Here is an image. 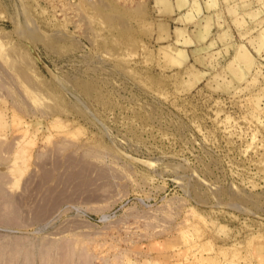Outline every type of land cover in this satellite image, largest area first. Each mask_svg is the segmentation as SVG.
Returning a JSON list of instances; mask_svg holds the SVG:
<instances>
[{
    "label": "rangeland",
    "instance_id": "rangeland-1",
    "mask_svg": "<svg viewBox=\"0 0 264 264\" xmlns=\"http://www.w3.org/2000/svg\"><path fill=\"white\" fill-rule=\"evenodd\" d=\"M0 184V264H264V0H0Z\"/></svg>",
    "mask_w": 264,
    "mask_h": 264
},
{
    "label": "bare ground",
    "instance_id": "bare-ground-1",
    "mask_svg": "<svg viewBox=\"0 0 264 264\" xmlns=\"http://www.w3.org/2000/svg\"><path fill=\"white\" fill-rule=\"evenodd\" d=\"M240 56H241L242 59H246L247 56H248L247 51H246V50L242 51ZM0 185H1V184H0ZM3 186L6 187V185H3ZM3 186H2V187H3ZM2 187H1V189H2ZM1 189H0V192L3 190V189H2V190H1ZM5 189L7 190V188H5ZM5 189H4L3 191H5ZM8 191H9V189H8ZM8 191H6V192L8 193ZM10 192H11V191H9V194H10ZM0 194H2V193H0ZM3 194H4V192H3ZM4 195H5V194H4ZM1 196H2V195H0V198H1ZM8 196L10 197V195H8ZM5 197H6V196H5ZM5 197H3V198H4V199H7V198H5ZM13 198H14V197H13ZM13 198H12V195H11V198H10V199H11V201L13 202V205H11L12 203H11L10 199H9V202H10L11 204L8 203V202H6V201H8V199L5 200V204H6V206H8L7 203L10 204L11 206H14V203H15V202H14V199H13ZM12 199H13V200H12ZM3 201H4V200H3ZM1 203H2V204L0 205V210H1V207H4V206H5V204H4L3 202H1ZM3 204H4V205H3ZM2 205H3V206H2ZM6 206H5V208H6ZM6 210L8 211V207H7ZM13 210H14V208L12 209V211H13ZM1 211H3V208H2ZM1 211H0V212H1ZM4 213H5V211H4ZM4 213H1V214H4ZM6 213H7V212H6ZM9 213H12V212H9ZM13 213H14V212H13ZM15 214H16V213H15ZM7 215H9V214L7 213L6 216H7ZM13 215H14V214H13ZM2 216H3V215H2ZM9 216H11V215H9ZM0 217H1V215H0ZM15 218H16V217H15ZM13 219H14V217H13ZM13 239H14V238H13ZM20 239H21V238H20ZM20 239H19V241H20ZM10 240H11V239H10ZM10 240H9V242H10ZM14 240H15V242H16V239H14ZM14 240H13V241H14ZM17 240H18V239H17ZM21 240H24V239H21ZM19 241H17V242H19ZM7 242H8V241H7ZM9 242H8V243H9ZM11 242H12V240H11ZM11 242H10V243H11ZM25 242H26V240H25ZM20 243H21V241H20ZM28 243H29V242H28ZM4 244L6 245L7 243L4 242ZM13 244H14V243H13ZM16 244H17V243H16ZM26 244H27V242H26ZM26 244H25L24 246H26ZM1 245H3V244H1ZM1 245H0V246H1ZM9 245H10V244H9ZM11 245H12V244H11ZM11 245H10V248H11ZM18 245H19V243H18ZM12 246H14V245H12ZM22 246H23V244L20 245L21 249H24V250H25L26 247H24V246L22 247ZM14 247H15V250H16V251H15L13 248H11V251H10V252H12V249H13L14 252H17V250H18V252H19V256L15 255V254L13 253L15 256H12V259L17 258V257H20V255H22V254H24V256H26V255L29 256V255L27 254V252H29V251H26V253H25V252L22 253L23 251L21 252V249L19 250V248L16 249V246H14ZM29 247H30V246H29ZM10 248H9V250H10ZM27 248H28V246H27ZM1 249H3V246H2ZM1 249H0V250H1ZM32 249H34V248H32ZM26 250H28V249H26ZM44 250H45V249H43L42 252H44ZM3 251H4V250H3ZM46 251H47V250H46ZM46 251H45V252H46ZM5 252L9 253L6 249H5ZM5 252H4V253H5ZM18 252H17L16 254H18ZM20 252H21V254H20ZM30 252H31V250H30ZM48 252H49V251H48ZM4 253H2L1 256H2ZM49 253H51V252H49ZM49 253H46L45 255H43V253H42V257H43V256H44V257H45V256H46V257H49V256H53V257H55L54 255L49 254ZM13 254H12V255H13ZM47 254H49V256H47ZM7 255H8V254H6L5 256H7ZM5 256H3V257H2L3 259L0 260V261H3ZM30 256L33 257L31 254H30ZM9 257H10V256L5 257V258L8 259ZM13 257H14V258H13ZM44 257H43V258H44ZM53 257H50V258L53 259ZM22 258H23V256H22ZM24 258H25V257H24ZM24 258H23V260H22L23 263H25L26 261H29V259L33 262V259H31L30 257L28 258V260H25ZM33 258H34V257H33ZM50 258H48V259L50 260ZM18 259H20V258H18ZM45 259H46V258H45ZM45 259H43V260H45ZM48 259H46L47 262H48ZM24 260H25V262H24ZM5 261H6V259H5ZM5 261H4L3 263H5ZM12 261H13V260H12ZM12 261L9 262V263L11 264ZM14 261H16V260H14ZM22 261L20 262L21 264H22ZM29 262H30V261H29ZM3 263H1V264H3ZM7 263H8V262L6 261L5 264H7ZM50 263H51V262H49L48 264H50ZM14 264H15V263H14ZM16 264H17V262H16ZM25 264H27V262H26ZM28 264H29V263H28ZM30 264H31V263H30ZM38 264H39V263H38ZM43 264H44V263H43Z\"/></svg>",
    "mask_w": 264,
    "mask_h": 264
},
{
    "label": "water",
    "instance_id": "water-1",
    "mask_svg": "<svg viewBox=\"0 0 264 264\" xmlns=\"http://www.w3.org/2000/svg\"><path fill=\"white\" fill-rule=\"evenodd\" d=\"M30 47H31V49H32V51L34 52V49H33V47L31 46V45H29ZM34 54H36L35 52H34ZM36 57H37V59L42 63V60L39 58V56L36 54Z\"/></svg>",
    "mask_w": 264,
    "mask_h": 264
},
{
    "label": "crops",
    "instance_id": "crops-1",
    "mask_svg": "<svg viewBox=\"0 0 264 264\" xmlns=\"http://www.w3.org/2000/svg\"><path fill=\"white\" fill-rule=\"evenodd\" d=\"M210 5V4H209Z\"/></svg>",
    "mask_w": 264,
    "mask_h": 264
}]
</instances>
